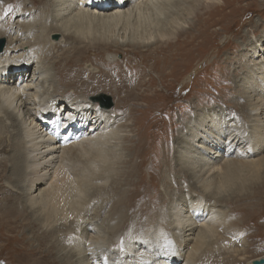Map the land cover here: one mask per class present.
I'll return each instance as SVG.
<instances>
[{
  "label": "rangeland",
  "instance_id": "1",
  "mask_svg": "<svg viewBox=\"0 0 264 264\" xmlns=\"http://www.w3.org/2000/svg\"><path fill=\"white\" fill-rule=\"evenodd\" d=\"M50 2L51 0H35V2L34 0H0V19H4L2 24L0 21V32H4L5 36H0V43L3 40L0 52L9 42L7 40L9 35L13 38L17 37L16 40L13 39L12 44L7 45L9 59L13 57V46L22 38V42L29 38L30 44L22 48L26 47L25 51L30 50L35 54L37 52L39 57L42 55L40 49L43 51L47 48L50 52L46 53L48 58L46 57L44 63L54 68L55 64H64L66 48L76 45L77 51L70 49L68 52L72 57L69 55L66 62L67 67L76 71L75 81L78 87L65 86L62 82L65 96L89 94L88 97L99 99V94L104 93L110 97L111 105L107 107L102 105L112 113L109 112L113 122L112 131H117L116 133L121 136L111 140V143H115L119 150L117 151L114 147H105L98 154L79 155L80 157L71 164V171L76 173L87 162L91 167L109 171L107 176L111 178L116 179L115 174L120 170L126 178L127 172H124L126 168L130 169L131 177H135V179L130 178V182L132 180L137 182L135 187L121 179L116 182L111 180L107 182L108 185L107 183L103 185L105 186L103 197L98 199L97 194L93 197L89 195L90 202L85 209L101 203L100 216H97L96 221H100V218L104 216L108 220L113 218L116 222V208H110V206L118 197L125 198L127 195L130 198L131 196L129 199V202H132L131 207L137 204V211L136 208L135 212L130 209L128 211L130 214L126 213L127 220L121 223L123 227L115 232L116 238L111 242L113 247L110 251L123 250V253L132 242L148 237L143 233H133L131 230L136 227L145 228V222L150 214L153 221L149 228L154 227L152 229L154 231L157 227L159 230L167 228L154 221L156 210L158 213H163L164 210L165 201L162 192L165 178L163 175L167 174V179L173 184L172 189H175L171 198L179 194L182 196L184 193V191H178V186L185 190V196L190 189L198 195L209 193L207 196L210 199L214 197L224 212V219L230 223V228L226 230H234L244 236L245 252L241 257L238 255L234 261H231L229 256L228 260L224 261L221 256H215L217 260L212 261L210 258L213 263L209 261L207 264H247L246 262L252 260H257L255 264H264V150L256 152L258 155L250 154H255L254 158L262 155V160L255 169L237 165L234 171L237 175L232 179H219V176L213 179L211 172L208 175L205 173L195 177L185 170L180 163L182 158L179 157L184 148L183 145H187L184 137L189 134L186 126L190 120L198 121L200 125L205 126L209 125L211 119H217L218 122L219 119H223L227 123L235 120L239 125L238 121L245 120L248 114L247 103L244 100L246 84L253 83L254 73L259 70L260 74L256 77L261 75L264 78V0H214L206 4L199 1L201 5L197 9L192 8L193 1L186 2L185 5L179 6L178 10L171 12L164 9L161 13L153 14L149 18L130 20L128 23L121 21L116 24L92 26L87 39L77 36L75 41L67 38V42H57L60 33L54 31L55 33L49 34V40L55 43L54 46L49 47L43 37L36 36L37 30L34 29L33 21L41 16V10L44 9L47 12L51 9ZM186 9L191 11L189 15L186 14L188 12ZM177 15L184 17L183 21ZM175 20L184 22V27L182 26L173 34L171 32L165 34L164 38L157 37L147 43L136 44V47L126 44L127 42L120 44L122 42L119 36H125L126 38L123 39L126 41L127 37L140 38V35L148 37L156 31L162 32V28L168 31ZM53 34H57L56 39H52ZM77 56L79 59L76 58ZM61 67L63 66L55 68L58 74L62 73ZM51 72L57 76L54 70ZM124 79L130 82L126 86L123 84ZM61 102L62 100H59L56 104ZM58 122L60 124V117ZM228 125L231 127L229 123ZM61 127L63 130L60 131L64 132L66 126ZM68 130L74 132L72 128ZM54 136H56L55 133ZM0 153V160H5L13 154L6 143L0 145ZM28 187L27 183L25 185L15 179L13 169L8 162L2 164L0 203L4 202L5 197L9 195L16 197L18 201L8 199L5 200L4 208L2 204L0 205V216L3 210L8 208L5 216L0 219L1 222L7 221L0 224V239L2 238L0 264H26L29 259L40 255L43 251L37 246L38 242L43 240V234L33 237L32 232L35 231L36 234L39 229L46 231V227L39 228L37 225L34 227L32 225L33 230L27 232L29 228L22 221L25 218L29 220L30 216H18L20 214L13 212L24 211L21 208L24 203L21 202L19 194L24 195L25 192H22V189ZM113 199L115 200L112 201ZM105 200L107 201L104 204ZM144 205L149 209L141 212L140 209L144 208ZM109 209L113 210V212L110 211L112 216L105 212ZM138 214L142 217L137 216ZM136 217L140 219L137 221ZM165 219L163 221L166 224ZM60 224L61 227L66 226L63 223ZM89 226L94 228L91 223ZM104 226L102 224L103 230ZM7 227L12 230L6 229ZM254 233L257 236H251ZM55 236L60 238L53 233V240ZM48 242L52 240L48 239ZM241 242H236L234 246H241ZM54 250L56 251V248ZM53 256L57 257L56 252ZM239 257L246 261L243 262L238 259ZM48 263L54 264L51 259Z\"/></svg>",
  "mask_w": 264,
  "mask_h": 264
},
{
  "label": "bare ground",
  "instance_id": "2",
  "mask_svg": "<svg viewBox=\"0 0 264 264\" xmlns=\"http://www.w3.org/2000/svg\"><path fill=\"white\" fill-rule=\"evenodd\" d=\"M192 1V8L197 9L201 3L206 4L214 0H199L202 1L201 3L197 0H107L103 2L51 0V9L47 12L44 9L41 10V16L37 17L33 24L34 29L37 30L36 36L43 37L51 47L55 43L49 40V34L52 32L60 33L57 42H67V38L75 41L77 36L87 39L92 26L116 24L121 21L128 23L130 20L149 18L153 14L161 13L164 9L171 12L178 10L179 6ZM189 13L191 11L186 14L189 15ZM178 18L183 21L184 17L178 16ZM0 21L2 24L4 19ZM182 21L175 20L168 31L162 28V32L156 31L148 37L142 35L140 38L127 37V41L123 39L126 38L125 36H119L122 43L118 42L119 39L117 42L120 44L127 42L126 44L136 47V44L147 43L157 37L164 38L165 34L170 32L173 34L182 26L184 27ZM0 36L5 37L4 32H0ZM52 36L54 37L52 39L57 38V34ZM13 39L16 40L17 37L13 38L9 35L7 39L9 42L0 52V145L6 143L13 153L5 160H0V168L4 162H8L13 169L15 179L29 185L28 188L22 189V192H25L24 195L18 193L22 199H20L21 202L24 203L21 207L24 211H13L20 214L18 216H30L29 220L25 218L22 221L29 228L27 232L33 230L34 225L39 228L46 227V231L39 229L36 234L35 231L32 232L33 237L43 234V240L37 244L39 250L43 251L40 255L26 261V264H49V259L54 264H207L210 258L212 261L217 260L215 256H221L224 261L228 260L229 256L231 261H234L238 255L242 256L246 243L244 236L234 230H226L230 228V223L224 219V212L214 197L210 199L207 196L209 193L198 195L191 189L185 196V190L178 186V191L181 190L184 193L182 196L179 194L171 198L175 189H172L174 187L171 180L169 182L167 179V174L163 175L165 178L162 192L165 201L164 210L163 213H158L156 210L154 219L156 224L165 225L167 228L159 230L157 227L155 231L152 230L153 226L149 228L153 221L150 211L148 220L145 222L146 227L143 229L136 227L131 230L133 233H143L148 237L132 242L123 252L125 254L122 253L123 250L121 252L111 250V252L110 249L113 247L111 242L116 238L115 232L123 227L121 223L127 220L126 213L128 214L130 209L135 212L137 204L131 207L132 202H129L131 196L129 198L127 195L125 198L113 199L112 201H115L110 208H116V222L113 218L108 220L104 216L100 218V221H96L101 210V203L85 209L90 202L89 195L93 197L97 194L98 199L103 197L105 187L103 185L111 180L116 182L121 179L131 186L137 185V182L133 180L130 182V178L135 179V177H131L130 169L126 168L124 170L127 172L126 178L121 170L115 174L116 179L111 178L107 176L109 171L91 167L87 162L79 169V172L71 171L72 162L84 154H98L105 147H114L117 151L119 150L115 143H111L113 138L121 137L119 133H116L117 131H112L111 111L103 105L100 106L99 99L88 97L89 94L65 96L62 82L65 86L78 87L75 81L76 71L67 67L66 62L70 49L77 51L76 45H71L66 48L67 51H64L66 54L64 64H55L54 68H51L44 63L48 58L46 53L50 52L47 48L43 51L40 49L41 57L37 55V52L35 54L30 50L25 51L26 47L22 48L30 44L29 38L24 42L22 38L13 46V57L9 59L7 45L12 44ZM18 46L21 48H15ZM76 58L79 59L78 56ZM60 66H63L62 73L58 74L55 68ZM51 70H54L57 76H54ZM258 72L260 70L254 73L253 83L246 84L244 100L247 103L248 114L244 121H238L240 125L234 120L228 122L230 127L223 119H219V122L217 119H211L207 126L200 125L195 120H190L187 124L186 131L189 134L184 137L187 145H183L184 148L179 157L182 158L181 165L193 176L198 177L205 173L208 175L211 172L213 179L218 176L219 179H232L237 175L234 172L237 165L255 169L262 160V155L258 158L253 157L264 150V78L261 75L256 77L260 74ZM123 81L125 86L130 83L127 79ZM59 100L62 102L57 105ZM59 117L61 125L58 122ZM64 125L66 128L64 132H61L60 130H63L61 126ZM68 128H72L74 132ZM253 153L255 154L250 155ZM170 171L174 173L173 170ZM187 198L189 200H186ZM8 199L18 201L16 197L6 196L4 202L0 203L3 208L6 206L5 200ZM106 201L103 203L105 204ZM14 208H16L15 205ZM7 209L3 210L5 213L2 212V216H5ZM147 209L149 208L144 205L140 211ZM110 211L113 212L111 209L105 212L111 214ZM139 214L137 216H141ZM2 216L0 219L3 218ZM68 217L70 219H67ZM164 218H166V224L163 221ZM2 222L7 221L2 220ZM2 222L0 221V224ZM60 223L66 226L61 227ZM90 223L94 225V228L88 227ZM102 224L105 225L104 230ZM6 229L12 230L10 227ZM51 232L60 238L55 236L53 240ZM251 236H257V234L254 233ZM48 239L52 242H48ZM238 241H242L241 246L235 247L234 244ZM54 252L57 257L53 256ZM240 257L238 259L246 261ZM212 261L210 262L213 263ZM255 261L257 260L246 263L255 264Z\"/></svg>",
  "mask_w": 264,
  "mask_h": 264
},
{
  "label": "water",
  "instance_id": "3",
  "mask_svg": "<svg viewBox=\"0 0 264 264\" xmlns=\"http://www.w3.org/2000/svg\"><path fill=\"white\" fill-rule=\"evenodd\" d=\"M2 41H3V40H1L0 47L2 46ZM105 98H106V99H105ZM99 99L101 100V102H100L101 104L106 105V106H110V105H111V99H110V97L107 96L106 94L101 93V94L99 95ZM258 263H260V262H258Z\"/></svg>",
  "mask_w": 264,
  "mask_h": 264
}]
</instances>
